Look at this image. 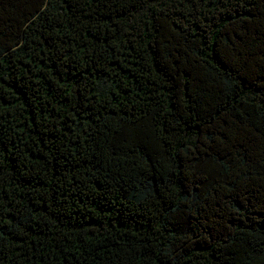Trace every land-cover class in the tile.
<instances>
[{"label":"trees","instance_id":"trees-1","mask_svg":"<svg viewBox=\"0 0 264 264\" xmlns=\"http://www.w3.org/2000/svg\"><path fill=\"white\" fill-rule=\"evenodd\" d=\"M0 264H264V0H0Z\"/></svg>","mask_w":264,"mask_h":264}]
</instances>
